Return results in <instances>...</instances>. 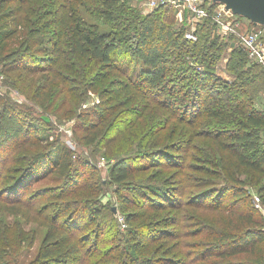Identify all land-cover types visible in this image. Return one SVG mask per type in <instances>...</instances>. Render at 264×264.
I'll return each mask as SVG.
<instances>
[{
    "label": "trees",
    "instance_id": "obj_1",
    "mask_svg": "<svg viewBox=\"0 0 264 264\" xmlns=\"http://www.w3.org/2000/svg\"><path fill=\"white\" fill-rule=\"evenodd\" d=\"M209 3L196 32L203 22L208 30L193 41L184 37L183 27L166 23L172 6L140 15L128 0H0L5 82L25 96L24 102L31 96L44 110L56 103L55 113L71 99L65 117L75 119L78 138L90 150L82 157L67 145L51 146L44 134L47 116L35 118L32 106L0 97V156L19 150L18 160L26 162L0 186V203L11 215L25 210L24 220L43 228L31 259L20 262L0 246V264H263L264 230L252 196L257 193L264 206V112L251 102L264 81V63L248 65L247 53L237 46L231 65L235 80L215 74L209 50L219 48V35L209 26H215L212 15L218 4ZM94 20L108 28L100 29ZM257 64L262 70L256 72ZM87 93L95 101L81 108ZM173 119L187 127L176 126ZM197 139H204L210 154L215 149V161L203 147L202 156H192ZM182 148L183 154L172 155ZM100 150L109 158L108 182L121 205L119 218L113 210L107 212L100 197L83 204L70 197L90 177ZM188 158L200 161L202 172L221 177L224 184L209 186L213 184L206 179L199 183L208 188L187 192L191 176L182 170L190 168ZM156 159L171 162L160 165ZM169 167L174 170L162 180L168 186L153 182ZM235 167L259 180H241ZM46 177L61 185L29 191L33 182ZM223 189L232 192L235 205H242L238 210L226 206L234 217L226 224L216 219L186 231L193 216L186 209H219L220 198H211L212 204L204 201ZM163 209L174 213L161 216ZM173 225L176 230L164 228ZM29 231L31 235L25 231L16 237L15 248L33 247L37 233ZM110 232L119 243L105 247L104 236L108 240ZM197 235L199 239L186 241ZM158 237L165 240L154 246ZM162 248L164 256H155Z\"/></svg>",
    "mask_w": 264,
    "mask_h": 264
},
{
    "label": "rangeland",
    "instance_id": "obj_2",
    "mask_svg": "<svg viewBox=\"0 0 264 264\" xmlns=\"http://www.w3.org/2000/svg\"><path fill=\"white\" fill-rule=\"evenodd\" d=\"M128 2L130 3V6L133 9L139 12L140 15H145L149 13V11L146 12L141 7L139 0H128ZM167 12H168L167 13L168 19L167 20L165 19L166 23L170 24V26H172L175 29H180L181 27H183L185 29V34L189 31L192 32L193 37H194L193 41L196 40V37L200 38L201 35H203L206 32V30H208V28L206 27L207 25H205L203 22L200 25L201 27L198 29L199 30L198 31L199 36H198V32H196L198 23L195 22V20H193L187 14V11L184 9V7H181V6L177 8L172 7L169 10H167ZM85 18L87 20H90V16H88L87 14H85ZM94 22L99 24L100 29L106 30L108 28L107 24H104L102 21L100 22V21L94 20ZM245 25H246V22H245ZM209 27L211 28L213 35L214 33L216 35L217 34L219 35L218 42H217L219 48L217 49L216 47H213L209 50V54H211L212 56V62L215 68V74L219 78L227 82H231L235 80V77H236V71H233V69L231 68V65L233 63V60L235 59V56L237 55L236 48L238 46V43L234 38H231L228 36L230 34L229 31H227V34L225 33V31L223 32L221 31V33H224V34H221L220 31L218 30L220 28L217 25H215L213 29H212V26H209ZM216 35L214 37L218 36ZM210 38H212V35L210 36ZM263 46H264V38H263ZM127 59L131 61V66L135 64V62L129 57V55ZM255 62L256 61L248 58V65L254 64ZM1 67L2 65L0 64V71H1ZM261 67L262 66L257 64V69H255V71L257 72L258 70H262ZM1 85L2 87L0 89V97H2L3 99L5 97L6 98L8 97L10 98L12 102H17L18 105L23 103L26 106H32L33 112H34L33 116H35V118L39 116L48 117V124H46V127L44 129L46 132L44 134L49 135L48 141H49V144H51V146L56 143H59L60 145L64 144V145H67L71 149V151H73L75 155H78V156L82 155V157L84 156L86 157L89 155L90 150L85 148L83 143L80 142L78 138L80 133H78L77 129L74 128L76 124L75 119L71 117L68 119V117H65V114H64L67 110H69L68 105H70V102L72 101L71 99H68L62 106H60V109L55 113V112H52V110L56 106L55 105L56 103L52 105L50 110H44L43 108H40L38 106V103L29 100L31 96L28 97L26 102H24L25 96L22 93H20L18 90H16L15 88H13L9 84V82H5V78L3 79ZM94 101H95V95L93 93H87L86 99H84V101L81 102V108L91 106L94 103ZM251 103H252L251 106L253 108L259 110L260 112L261 111L264 112V81L260 83V89L257 92H254L252 94ZM172 122H175L177 124L176 126L187 127L185 124H183L182 121H177L173 119ZM44 134H42V136ZM261 134H262V141H263L264 140V130L262 131ZM37 135L38 134L33 133L31 136L36 137ZM204 142H205L204 139H197V145L191 151L192 156L195 159L202 156L201 148L203 147L202 148L203 152H205L206 155L210 156L213 159V161H215L216 160L215 156H217L215 154L217 152L212 147L213 154H210V152L204 145ZM20 152L21 151L19 150L16 151L12 149L1 152L3 154L0 156V170H1L0 186H2L3 184H5V182L10 180V178L17 173L16 170L18 168H22L25 166L26 162L22 160H18L20 157L19 154H21ZM27 152L31 154L32 149H28ZM183 153H184V148H182L180 151L173 153L172 155L174 157L175 156L177 157L179 154H183ZM95 155L96 156H95V159H93V161H95L96 167L94 169L88 170V173H90L89 174L90 177H88V174H87L86 180L84 181L86 183L82 182L81 183L82 187L78 186V188L73 192V195L70 197L71 199L76 198L78 201H81L80 204H83V202L89 198L92 199V198L100 197L102 199L101 202L103 203L102 206L106 208L108 213L110 210H113L114 216H118V215L122 216L120 202L117 201L114 196L115 188L114 186L110 185L108 182L107 168H108L109 158L104 156L102 150H100L99 152H96ZM155 162L156 163L159 162L161 165L164 163L169 164V162L171 161L169 159L168 160L167 159H161V160L156 159ZM186 163L190 164V168L188 170L183 169L182 173L188 176L189 175L191 176L190 178H186L187 180L186 182L191 184V186L187 188V192L190 191L196 194L200 192L202 189L208 188V186H202V184L199 183L206 179L210 182V184L211 183L213 184L209 186H221L224 184L223 179L221 177H215L213 176L212 173L210 174V173L202 172L203 171L202 168H204V165H202L200 161L198 160L195 161L193 159L190 160L188 158ZM205 168L207 170H211V172H213L214 174H217L218 172L220 173L219 169H217L216 167H213L211 169L210 167H205ZM153 170L156 171V170H162V169L154 168L152 169V171ZM172 170L174 169H172V167H169V169L164 170L162 174L154 176L153 182L155 183L160 182L159 184L168 186L170 182L162 183V180L168 177L169 174L172 172ZM235 170H236L237 176H239L241 180L247 181L248 178H252L254 182L259 180L258 178H255L254 176L250 175V173L243 167H235ZM196 179H198L197 182H195ZM60 185H61V181L55 178L48 179V177H46L41 180H38V182H33L31 184L29 191L33 192L36 189H40L44 187L49 188L51 186L56 187ZM56 191H59V190H56ZM231 193H232L231 191L226 190V189H223L221 193L219 190V194L212 193L211 197L208 198L206 201H204L205 204H212L214 202L211 200V198H218V199L220 198L221 202L218 200V202L221 204L219 209L205 210V209L197 208V207H194L192 209H186V207H182L181 208L182 210H185V209L189 210L188 214L193 215L190 221H186L190 225V227L186 229V231L190 230V228L191 229L197 228V226L200 225L201 223L214 224L216 219H218L219 222L226 224L228 218H230L231 216L234 217L232 214L233 211L225 210L226 206H234V210H238L242 207V205H237V204L235 205L233 203L234 198L231 196ZM253 194H257V193L253 191ZM27 196L28 195L26 194V197ZM185 200L186 199L184 198L183 201ZM201 202H202V199H199L198 201H196L197 204H200ZM4 206L5 205L3 203H0V246H2L6 250V252H10V254L13 253V254L18 255L20 262H26L27 260L33 257L38 247L39 241L43 236V228L37 225L35 226L31 222L27 223L23 218V215L25 214V210L21 209L20 211L17 212V214L11 215V214H8ZM126 210L133 211L134 209L128 208ZM173 213H174V209H169V210L163 209L160 211L161 216H165L167 214H173ZM119 223L121 225L120 229L122 230L123 229L122 218L119 219ZM159 228H163V226L161 225V227ZM164 228L165 229L171 228L174 230L177 229L174 225L165 226ZM32 229H34L37 233L36 241L33 247L27 251H23V249L19 250L15 248L16 247L15 240L16 239L19 240L16 237L19 234L22 236V233L25 234V231L26 232L28 231L29 234L31 235L29 230H32ZM113 236H114V232L108 233V237H109L108 240H107V236H104L106 240L104 244L105 247L106 246L108 247L111 244H115L116 242L119 243L118 236H116L115 240ZM120 239H122V236H120ZM196 239H199L198 235L195 237H190L189 239L187 238L186 241L189 240L192 242V241H195ZM164 240H165L164 237H158V240L155 241L153 244L155 246L159 243H163ZM171 242L172 241L166 242L168 244H164V246L169 245ZM152 248H149V249H152ZM161 252H163V248L160 251H158V253H156L155 256L163 257L164 255H162ZM146 254L148 255L149 253H146Z\"/></svg>",
    "mask_w": 264,
    "mask_h": 264
},
{
    "label": "built area",
    "instance_id": "obj_3",
    "mask_svg": "<svg viewBox=\"0 0 264 264\" xmlns=\"http://www.w3.org/2000/svg\"><path fill=\"white\" fill-rule=\"evenodd\" d=\"M211 0H139L141 7L147 12L161 6L184 7L187 14L198 22L208 15L205 5ZM210 4V3H209ZM212 19L221 31L230 32L236 36L238 46L247 53L249 59H252L260 64L264 63V28L261 26H248V21L244 18L235 16L223 10L221 5H218L213 12ZM246 22V25H245ZM224 34V33H221ZM187 40H193V33L187 32L184 36ZM4 79L3 73L0 71V89ZM252 207L259 213L262 220L264 230V206L258 195L252 196Z\"/></svg>",
    "mask_w": 264,
    "mask_h": 264
},
{
    "label": "water",
    "instance_id": "obj_4",
    "mask_svg": "<svg viewBox=\"0 0 264 264\" xmlns=\"http://www.w3.org/2000/svg\"><path fill=\"white\" fill-rule=\"evenodd\" d=\"M213 4L240 18H245L252 26L264 28V0H211Z\"/></svg>",
    "mask_w": 264,
    "mask_h": 264
}]
</instances>
